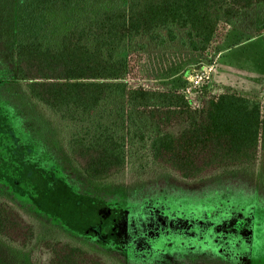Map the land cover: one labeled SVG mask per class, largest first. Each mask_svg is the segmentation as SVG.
Returning <instances> with one entry per match:
<instances>
[{
    "label": "rangeland",
    "instance_id": "1",
    "mask_svg": "<svg viewBox=\"0 0 264 264\" xmlns=\"http://www.w3.org/2000/svg\"><path fill=\"white\" fill-rule=\"evenodd\" d=\"M9 1L0 0L2 80L14 79L18 41L59 46L67 29L82 21L91 11L84 9L96 2L25 0L26 5L17 0V10H10ZM177 33L176 41L160 47L145 38L125 40L115 56L143 46L133 53L142 78L180 91L194 107L211 84L261 96L264 5L243 12L209 57L184 47V33ZM190 76L201 77L200 87L192 86ZM8 92L0 89V199L27 216L32 236L25 247L0 236V264H41L37 249L44 240L80 245L107 256L111 264H264V154L242 177L227 172L180 183L152 161L150 123L130 109L138 130L128 135L127 167L112 181L94 184L70 165L61 147L73 126L54 120L58 124L52 121L50 127L60 135L49 138L39 126L20 122L11 108L7 112L3 98ZM120 105L114 99L102 104V121L120 127Z\"/></svg>",
    "mask_w": 264,
    "mask_h": 264
},
{
    "label": "trees",
    "instance_id": "2",
    "mask_svg": "<svg viewBox=\"0 0 264 264\" xmlns=\"http://www.w3.org/2000/svg\"><path fill=\"white\" fill-rule=\"evenodd\" d=\"M10 2L9 9L17 10L19 2ZM261 5L264 0H96L59 46L15 44L14 79L0 78V89L9 90L3 98L7 112L11 108L20 122L39 126L49 138L60 135L52 121L71 124L74 131L61 147L70 165L94 184L112 181L127 167L128 135L138 130L130 109L150 123L152 161L180 183L227 172L242 177L264 154V88L257 98L211 84L194 107L180 91L142 78L133 53L143 46L125 57L115 53L125 40L145 38L160 47L176 41L182 30L181 44L209 57L242 13ZM110 99L121 102L120 127L98 113ZM0 236L24 247L32 236L27 216L5 199H0ZM37 256L41 264H111L107 256L68 241L44 240Z\"/></svg>",
    "mask_w": 264,
    "mask_h": 264
},
{
    "label": "built area",
    "instance_id": "3",
    "mask_svg": "<svg viewBox=\"0 0 264 264\" xmlns=\"http://www.w3.org/2000/svg\"><path fill=\"white\" fill-rule=\"evenodd\" d=\"M191 77V76H190ZM189 77V79H188V81L190 82V83H192V86L193 87H200L199 85H200V81H201V77L200 76H192L191 78ZM202 86V85H201Z\"/></svg>",
    "mask_w": 264,
    "mask_h": 264
}]
</instances>
